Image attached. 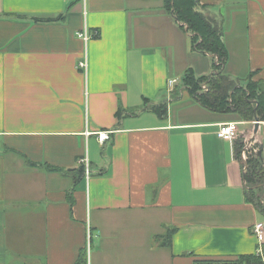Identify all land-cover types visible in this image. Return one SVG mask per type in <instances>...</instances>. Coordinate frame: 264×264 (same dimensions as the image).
<instances>
[{
  "label": "crops",
  "instance_id": "0c3cea01",
  "mask_svg": "<svg viewBox=\"0 0 264 264\" xmlns=\"http://www.w3.org/2000/svg\"><path fill=\"white\" fill-rule=\"evenodd\" d=\"M198 9L220 22L223 70L236 86L249 75L264 82V0H199ZM180 24L164 0H0V264H191L258 253L253 225L263 220L246 199L235 141L256 144L264 162V120L190 94L181 100L203 106L192 114L161 100L175 90L167 80L206 74ZM84 27L97 33L86 42L77 36ZM164 101L163 111L146 108ZM229 121L237 136L219 137ZM99 131L109 138L99 141ZM85 154L90 174L74 184L70 171Z\"/></svg>",
  "mask_w": 264,
  "mask_h": 264
},
{
  "label": "trees",
  "instance_id": "16d2710c",
  "mask_svg": "<svg viewBox=\"0 0 264 264\" xmlns=\"http://www.w3.org/2000/svg\"><path fill=\"white\" fill-rule=\"evenodd\" d=\"M198 5L199 0H164L166 11L181 23L182 29L190 32L192 49L211 54L215 60L213 71L200 78V83L189 73L183 76L191 96L201 105L212 110L237 112L243 120H264V82L253 81L249 75V80L244 87L236 86L235 80L223 70L228 59V51L223 42L222 29L215 18L200 11ZM36 20L50 21L42 17ZM200 84H205L207 89L200 88ZM165 105L164 101L150 108L163 111ZM146 106L145 104L144 107ZM256 148V144L247 146V143L241 139L235 141L237 157L241 156L242 151L246 153L243 159L246 199L252 202L259 212H264V162L257 154ZM49 170L56 169L50 167ZM71 172L74 173V184H76L82 178L83 167L80 165L78 169ZM174 230V228L166 230L165 245H170ZM261 249V254H240L233 258L194 257L191 264H264V243ZM83 258L84 255H80L79 262Z\"/></svg>",
  "mask_w": 264,
  "mask_h": 264
},
{
  "label": "rangeland",
  "instance_id": "374dc122",
  "mask_svg": "<svg viewBox=\"0 0 264 264\" xmlns=\"http://www.w3.org/2000/svg\"><path fill=\"white\" fill-rule=\"evenodd\" d=\"M204 14L208 15V16H212L211 14L207 13V12H203ZM212 18H215L214 16H212ZM216 19V18H215ZM221 20H222V27H223V30H230V25L228 27L227 26V23L229 21V17L227 16H221ZM218 25L220 26V22L218 19H216ZM221 28V27H220ZM222 29V28H221ZM227 48V46H226ZM194 53V57H198V60L197 61H193V64L194 66H199L201 68H207L205 69L206 71H204V74L205 76H207V70H212L214 67H212L215 63V60H214V57L210 54H208L207 56L204 55L203 53H200V52H195V50L193 51ZM229 54V52H228ZM189 57V55H187ZM228 58H229V55H228ZM209 65H210V69H209ZM200 70V69H199ZM186 72H188L189 74H191V70H187L185 72H182L180 73V75L177 77V79L175 80L174 84H173V87H175V90L168 94L163 91L162 92V99L161 100H166L168 103H169V107H173L174 110H180L182 109V111H185L187 113H190L192 114L193 110L195 109L194 105H198L199 107H203V106H200L198 104V102L194 101L193 99H186V100H181L183 97L182 95L183 94H186L187 96H190V91L188 89V85L184 83V80L182 79L183 76H185V74H187ZM193 73H195V75L192 76L197 79L199 81V83L201 82V80H199L200 78H203L204 75H199L198 71L194 70ZM197 74V75H196ZM196 76V77H195ZM238 77H234V78H239L237 79L238 81H242L244 79H242L243 77V74L241 75H237ZM200 88H202V84H200ZM190 94V95H189ZM180 101V102H178ZM174 102H178L177 104H174ZM171 103H172V106H171ZM168 107V109H169ZM147 108L151 109L150 107L147 106ZM143 109H146V108H143ZM205 109V108H204ZM152 110V109H151ZM244 156H246V153H244ZM261 214V217L260 219L263 220V223H264V212H260Z\"/></svg>",
  "mask_w": 264,
  "mask_h": 264
},
{
  "label": "built area",
  "instance_id": "2783aa9c",
  "mask_svg": "<svg viewBox=\"0 0 264 264\" xmlns=\"http://www.w3.org/2000/svg\"><path fill=\"white\" fill-rule=\"evenodd\" d=\"M97 33L95 31H90L88 27H84L83 29L79 30L77 32V36L80 37L81 39H83L85 42L88 41L91 37L95 36ZM86 59H83L79 62V66L86 69ZM175 82V79H169L167 80V85L168 87H171ZM202 88H206L205 84H202ZM237 122L235 121H229V122H224V123H220L219 124V128L217 131V135L219 137H230L231 139L235 138L237 136ZM110 132L111 131H99L97 132V137L98 140L103 142L105 140H107L110 136ZM244 151L241 152V158H244ZM80 163L83 166V171H84V175L87 178L90 174V161L87 157V155H83L80 158ZM253 234L255 235V237L259 240V244H258V253H262V249H261V243L260 241L263 239V235H264V223L263 222H256L253 225ZM89 236V234H88Z\"/></svg>",
  "mask_w": 264,
  "mask_h": 264
},
{
  "label": "water",
  "instance_id": "95a60500",
  "mask_svg": "<svg viewBox=\"0 0 264 264\" xmlns=\"http://www.w3.org/2000/svg\"><path fill=\"white\" fill-rule=\"evenodd\" d=\"M255 122L258 123L259 121L257 119H255Z\"/></svg>",
  "mask_w": 264,
  "mask_h": 264
}]
</instances>
